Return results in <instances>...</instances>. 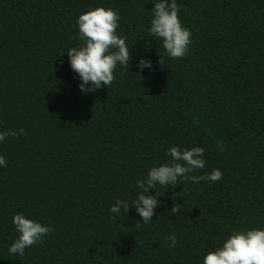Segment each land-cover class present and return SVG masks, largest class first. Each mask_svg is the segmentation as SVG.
<instances>
[{
    "label": "trees",
    "instance_id": "obj_1",
    "mask_svg": "<svg viewBox=\"0 0 264 264\" xmlns=\"http://www.w3.org/2000/svg\"><path fill=\"white\" fill-rule=\"evenodd\" d=\"M156 2L0 0V131L24 129L0 143V264H202L234 230L264 228V0H177L191 32L179 59L148 36ZM96 7L119 14L132 60L85 93L66 53ZM174 145L205 150L191 175L222 179L150 190L163 195L147 225L134 208L111 219ZM21 212L54 228L23 257L7 250Z\"/></svg>",
    "mask_w": 264,
    "mask_h": 264
},
{
    "label": "clouds",
    "instance_id": "obj_2",
    "mask_svg": "<svg viewBox=\"0 0 264 264\" xmlns=\"http://www.w3.org/2000/svg\"><path fill=\"white\" fill-rule=\"evenodd\" d=\"M180 7L177 0H157L153 4L150 16L148 36L161 41V46L167 56L179 59L186 56L191 44V32L182 26L178 14ZM120 16L111 8L96 7L79 14L76 25L78 26L81 44L67 50L68 64L71 71L78 79V88L82 92L99 90L108 87L115 79L114 70L119 65L121 68H129L132 57L126 39L118 35V21ZM159 63H161L159 61ZM138 72L145 69L153 71L151 60L141 58L136 63ZM24 134V129H8L0 131V143L8 137H16ZM202 147L181 149L178 145L171 146L166 156L171 159L159 166L151 167L147 176L136 183L139 192L136 199L130 205L126 200L117 199L108 209L111 219L115 220L121 211L128 213L130 208L142 218V224L152 222L154 210L159 206L158 197L163 195H150L149 191L157 186L175 187L178 179L187 180L197 184L201 180L217 182L222 179V172L213 169L203 176L191 175L195 170L205 168ZM7 161L0 155V167H6ZM179 206H173L171 211L176 212ZM12 224L18 234L8 247L9 255L23 257L25 249L33 245L43 243L44 238L54 228L49 224L29 219L24 213H17L12 217ZM167 240L169 247L177 245V236L169 235ZM202 264H264V228H251L234 230L218 246L215 251H208L202 258Z\"/></svg>",
    "mask_w": 264,
    "mask_h": 264
}]
</instances>
